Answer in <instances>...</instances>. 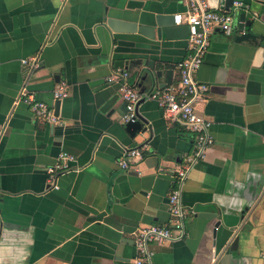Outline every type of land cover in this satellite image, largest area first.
Returning <instances> with one entry per match:
<instances>
[{
	"label": "crops",
	"instance_id": "1",
	"mask_svg": "<svg viewBox=\"0 0 264 264\" xmlns=\"http://www.w3.org/2000/svg\"><path fill=\"white\" fill-rule=\"evenodd\" d=\"M208 2L236 24L245 13L256 37L209 36L197 73L209 91L195 109L214 143L182 186L186 236L151 245L153 264H264V0ZM186 9L185 0H0V264H134L135 230L169 221L167 196L194 136L150 94L179 79L186 25L148 38L107 20L153 26ZM124 73L140 94L137 130L125 128L118 82L106 80ZM60 83L59 123L36 119L21 91L55 106ZM140 147L141 158L126 157ZM61 153L71 158L52 180Z\"/></svg>",
	"mask_w": 264,
	"mask_h": 264
},
{
	"label": "built area",
	"instance_id": "2",
	"mask_svg": "<svg viewBox=\"0 0 264 264\" xmlns=\"http://www.w3.org/2000/svg\"><path fill=\"white\" fill-rule=\"evenodd\" d=\"M185 1L187 5L185 12L173 14V18L174 24L183 23L187 26L186 40L189 52L177 64L179 79L162 89L155 90L150 94V97L158 102L165 117L170 122L180 124L194 136V148L183 157L176 168L173 186L167 196L169 221L161 225L141 226L133 233L137 251L133 260L134 264H153L151 245L186 236V220L191 210L182 203V186L194 165L205 156L207 150L214 143L211 135L212 122L195 109V104L204 101L209 91L208 85L197 79V73L207 53L210 34L215 30L230 34L236 22L231 10L216 11L211 8L208 0ZM234 5L235 7H243V4L238 1ZM245 7L247 8V6ZM21 63L37 66L31 58H23ZM124 79L125 73L112 74L106 78L108 82H118V92L126 108L122 120L128 122L137 118L140 94L135 88L125 83ZM67 95L68 90L64 83L58 84L52 91L54 101H60ZM21 101L30 107L36 119L50 124L59 123L54 106L34 99L25 89L21 91ZM141 148L126 150V157L132 161L141 158ZM70 158L67 154L61 153L59 155L61 163L48 168L52 180H55L54 171L66 168L65 160ZM119 166L126 169L128 163L122 159ZM53 187H57L55 183ZM262 256L264 259V254Z\"/></svg>",
	"mask_w": 264,
	"mask_h": 264
},
{
	"label": "water",
	"instance_id": "3",
	"mask_svg": "<svg viewBox=\"0 0 264 264\" xmlns=\"http://www.w3.org/2000/svg\"><path fill=\"white\" fill-rule=\"evenodd\" d=\"M232 2V0H231ZM134 2H130L128 7L134 6ZM251 20L245 19V13H241L239 22L234 24L233 31L236 32L237 37L241 40H246L249 38L256 37L250 31L245 32V28H249ZM109 27L115 32H137L145 37L154 38H161L162 36H173L175 32L178 30V27H172L174 25V18L173 15H158L155 19V25L153 26H145L141 24H137L135 22H131L128 20L118 19V18H109L107 20ZM170 26V27H169ZM186 33L187 26H185ZM244 31V32H243ZM59 100L55 102V112L57 113ZM141 126V122L139 118H135L132 121H128L125 123V128L129 129H138ZM218 225V223H217ZM216 225V226H217Z\"/></svg>",
	"mask_w": 264,
	"mask_h": 264
}]
</instances>
